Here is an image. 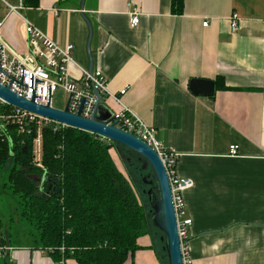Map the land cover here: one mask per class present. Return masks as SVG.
Listing matches in <instances>:
<instances>
[{
	"label": "crops",
	"instance_id": "crops-1",
	"mask_svg": "<svg viewBox=\"0 0 264 264\" xmlns=\"http://www.w3.org/2000/svg\"><path fill=\"white\" fill-rule=\"evenodd\" d=\"M175 1L84 0L80 8L81 0H38L21 15L59 44L71 43L75 62L87 68L90 22L92 68L110 93L126 88L123 105L178 152L175 173L192 181L183 191L192 263L264 264V0H183L181 12ZM22 17L9 15L0 30L17 53L28 51ZM70 72L78 74L74 65ZM193 79L212 81V94L194 93ZM136 243L122 264H163L151 235ZM21 245L9 262L55 264Z\"/></svg>",
	"mask_w": 264,
	"mask_h": 264
},
{
	"label": "trees",
	"instance_id": "trees-1",
	"mask_svg": "<svg viewBox=\"0 0 264 264\" xmlns=\"http://www.w3.org/2000/svg\"><path fill=\"white\" fill-rule=\"evenodd\" d=\"M175 2L181 12L183 0ZM36 130L33 124L25 132L9 125L0 134V174L6 172L0 191L15 199L18 219L36 232L25 246L43 251L55 264L70 258L78 264H122L138 248L136 239L149 234L163 264H169L162 232L151 221L144 182L134 176L138 161L125 157L132 168L127 178L109 152L117 142L71 126L54 131L46 125L38 166ZM3 226L0 217V244L22 246L18 240L11 243ZM7 259L1 257L0 263L13 264Z\"/></svg>",
	"mask_w": 264,
	"mask_h": 264
},
{
	"label": "built area",
	"instance_id": "built-area-1",
	"mask_svg": "<svg viewBox=\"0 0 264 264\" xmlns=\"http://www.w3.org/2000/svg\"><path fill=\"white\" fill-rule=\"evenodd\" d=\"M24 7L23 0H0V30L9 15L17 14L22 17L21 11ZM23 20L27 35V52H15L0 33V84L28 100L34 97L38 104L45 105L49 102L51 107H53L51 104L53 93L62 89L67 95V111L72 114L79 112L84 118H89L95 113L98 103L110 108L106 101L108 98L113 99L119 105V109L113 111L110 108V122H115L117 127L136 135L155 149L165 167L176 216L182 263L193 264L186 243L192 219L185 216L186 206L183 199V191L192 185V181L179 177L175 173L178 152L162 146L155 138V128L145 125L138 116L123 105L121 96L126 92L125 87L120 89L117 94L110 93L107 88V80L99 69L89 70L75 62L71 43L61 45L30 21L25 18ZM138 22L139 14L137 12L130 13V24L134 26ZM207 23L208 21L205 19L202 25L206 26ZM230 27L232 30L238 28L235 18L231 19ZM71 65L76 67L77 76L70 72ZM1 107L3 109L0 110V134L9 125L15 126L18 132H25L31 124L36 126V137L33 140V146L36 144V154L33 155V158L36 164L41 166L39 158L42 152V126H51L54 131H58L69 127V125L11 105L0 98ZM100 138L104 137L100 136ZM236 152L237 146L231 145L229 153L235 154ZM36 158L38 160H35ZM15 248L9 244H0V257L7 255Z\"/></svg>",
	"mask_w": 264,
	"mask_h": 264
},
{
	"label": "water",
	"instance_id": "water-1",
	"mask_svg": "<svg viewBox=\"0 0 264 264\" xmlns=\"http://www.w3.org/2000/svg\"><path fill=\"white\" fill-rule=\"evenodd\" d=\"M83 3L84 0H81L80 8H83ZM85 19L89 28L87 52L89 56L88 68L91 70L92 57L89 50V43L92 32L90 22L87 18ZM213 88L214 83L212 81L193 79L190 82V89L196 94L210 95L213 92ZM0 98L11 105L58 120L71 127L106 137L134 151L139 155V158H144L145 164L149 165L152 171V180H150L149 183H154V190L150 188L147 191L152 207V224L163 233V237L161 238L164 239L163 248L166 250L168 263L183 264L171 188L165 167L155 149L136 135L123 130L121 127H117L115 122H110L111 110L108 106L98 103L95 113L89 118H84L79 112L76 114L69 113L66 106L64 109H57L51 107L49 102L45 105L36 103L34 97L28 100L12 92L8 87L2 84H0ZM37 181H39V178H37Z\"/></svg>",
	"mask_w": 264,
	"mask_h": 264
},
{
	"label": "rangeland",
	"instance_id": "rangeland-1",
	"mask_svg": "<svg viewBox=\"0 0 264 264\" xmlns=\"http://www.w3.org/2000/svg\"><path fill=\"white\" fill-rule=\"evenodd\" d=\"M66 102L67 95L62 89H58L53 93L51 104L54 108L64 109L66 106ZM104 139L105 141L113 142L106 137H104ZM109 151L116 166L127 178L128 176H130L131 172L129 171H132V168L128 165V161H126L125 157L131 156L132 159L138 161V166H140V168L136 170L137 172H135L136 174H134V176H141L142 180L143 178L146 179L148 183L147 185L144 184L143 189H148L150 188V185H152L153 187L151 189L154 190V183H149V181L152 180V171L149 165L145 164L144 158H139V155L137 153L129 150L127 147L119 143L113 145L109 149ZM34 154H36V144L33 146V155ZM35 160L38 159L36 158ZM148 174L150 175L148 176ZM0 176H6V172L3 170ZM146 195L149 197L148 193H146ZM0 217L3 219V227L5 231L10 232V241L12 244H14L16 240H18V243L20 244H28L36 235L34 227H30L29 225H26L18 219L15 199L10 194H8L7 191H0ZM161 234V237H163V233ZM162 240L164 241V239Z\"/></svg>",
	"mask_w": 264,
	"mask_h": 264
},
{
	"label": "flooded vegetation",
	"instance_id": "flooded-vegetation-1",
	"mask_svg": "<svg viewBox=\"0 0 264 264\" xmlns=\"http://www.w3.org/2000/svg\"><path fill=\"white\" fill-rule=\"evenodd\" d=\"M149 175H150V174H148V176H149ZM143 180H144V184L147 185L148 182L146 181V179L143 178ZM152 187H153V186L150 185V188H152ZM150 188H148V189H143V192L147 193V191H148ZM148 195H149V194H148ZM149 200H150V197H149Z\"/></svg>",
	"mask_w": 264,
	"mask_h": 264
}]
</instances>
